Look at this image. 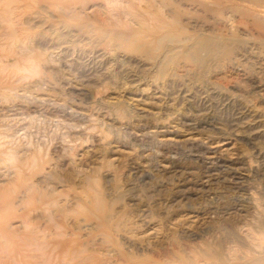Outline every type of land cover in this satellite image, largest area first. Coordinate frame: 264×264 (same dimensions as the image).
<instances>
[{
    "label": "rangeland",
    "instance_id": "374dc122",
    "mask_svg": "<svg viewBox=\"0 0 264 264\" xmlns=\"http://www.w3.org/2000/svg\"><path fill=\"white\" fill-rule=\"evenodd\" d=\"M263 161L264 0H0V264H73L52 247L95 205L155 228L132 242L160 264L217 250L264 219Z\"/></svg>",
    "mask_w": 264,
    "mask_h": 264
},
{
    "label": "bare ground",
    "instance_id": "6f19581e",
    "mask_svg": "<svg viewBox=\"0 0 264 264\" xmlns=\"http://www.w3.org/2000/svg\"><path fill=\"white\" fill-rule=\"evenodd\" d=\"M9 26H11V25H9ZM13 31H15V30H13ZM207 41H208V39H205L203 37L200 38L199 39V43H198L199 45L197 47V50L198 51H202L203 49H206V50L209 49L210 44H208ZM241 56L243 58V55H241ZM241 56L239 55L236 58V60L240 62V60H241L240 57ZM259 84H257L255 86V88L259 89L260 88V85ZM248 143H249V141H248ZM253 175L256 178H258V176H260V173L254 172ZM97 201H100V199L97 200ZM97 201H96V203H97ZM53 205H55V204H53ZM92 206H94V205H92ZM61 207H62V205H61ZM64 207H65V204H64ZM93 208L94 207H92V209ZM94 209L96 211L91 212V214L94 216V217L92 216V218H94V219L96 218L97 219L96 220L97 223L94 224V225H92V226H93V228L95 227V231L97 233L95 235H93V233H94V230H93L92 231L93 233H91V235H93V236L90 237V239L86 240L85 242L72 241L73 244L70 245V243H69L70 246H68V247H65V245H64L65 241L64 240H63V242L56 240L57 242L55 241L54 247H52V245H51L52 251L53 250L56 251L59 248H63L64 247L62 249V250H64V252L61 253V254L65 255V256H69L71 259H73L74 257H75V259H76V257H80V258H78L79 260H77V261L75 260L73 262V264H160V261L161 260L160 261H157L158 259H156V260L152 259L153 258V255L152 254L150 255V257H148V256L146 257L145 254L147 253V251L144 248H138L134 244V242H132V241H134V240H132V238H135V236H137V235L142 236L143 233H146L148 230H154L155 228H153L152 226L149 228L147 226V228H144L143 231L141 230V232L137 233L136 232V224L138 222L136 224H132V225L130 224V225H128L130 222L128 224L127 223L125 224L124 221H121L122 218H120V220L119 219L117 220L115 218L114 214L111 212L112 210L110 211L106 207H103V206H100V205H95V208ZM45 211H47V213H48L49 210L46 209ZM61 211L62 210L60 208H58V207H57V209H54V210L53 209L52 210L50 209L49 214L46 217L43 215L45 217L44 220L46 218L48 219V217H49L48 220L50 222H52L53 225H57L58 224L57 219H58V216L61 213ZM141 211H143V210H141ZM144 211L146 212V210H144ZM235 211H237V210H235ZM149 216L151 217V214L150 213H149V215H148V213H147V215H144L143 216V219L140 220L139 223H141V224L144 223L146 221V219L148 220L150 218ZM260 217L256 216V218H252L253 220H251L249 223H246V225H245L246 227L243 230H242V228L244 226L243 227L242 226H240V227H237V226L232 227L228 231V236H225L222 239L220 245L218 244L219 245V249L221 248L220 251H219V249L216 250L215 248H213L214 246H211V244L209 245V243H206V242H204V243L201 242L199 245L195 244V245L192 246L190 244V246H188V245L186 246L185 245L186 243L182 242L183 241V239H182L183 237H180L179 236V238H180L179 240H176L178 237L176 239H174V240L172 239V241L169 239L170 242H171L169 244L171 246H168V247H170V248L172 247L171 249L168 248V249H170V251L168 249H166L165 252L162 251V254H160V252L157 251V253H159L157 256L159 258H164L165 257V259H162L163 260V263L161 262L162 264H222V261H221L220 258H222L223 257V254H224L222 251L226 250L230 254L229 256L232 257V260L234 261L233 264H264V219H262ZM114 219H116V220L113 221ZM65 220H66V218H65ZM30 221L31 220H29L28 222H30ZM47 221H45V222H47ZM76 221H77V219H76ZM91 224L92 223H90V225ZM38 229H40V228H38ZM38 229H36L37 232L40 231ZM31 230H29V232ZM44 230H46V229H44ZM53 231L50 232V234L55 233ZM29 232H28V234H29ZM153 232L156 233L155 230ZM30 233H36V232H32L31 231ZM41 234H42V230H41ZM50 234H49V239H50V236H51ZM61 234L58 233L57 236L58 235H61ZM157 234H158V232H157ZM29 235L31 236L33 234H29ZM152 235H154V234L151 233V234H149L148 237H150ZM43 236H46V233H45V235L43 234L42 237ZM54 237H56V236H53L52 238H54ZM36 238H38V237H36ZM143 239H144V237H143ZM184 239H186V238H184ZM28 240H29V238H28ZM148 240L149 239H147V241ZM32 241H34V240L32 239ZM142 241H145V240L138 241V242H140V244H139L140 246H141V242ZM38 242H40V241H38ZM172 242H174V244ZM33 243H36V242H33ZM41 243H38L37 246H39V244H41ZM148 243H149V241L147 242V244ZM46 244H45V247L47 248L48 246H46ZM42 245H40V248H43L44 245L43 246ZM37 246H36V248H37ZM50 250H51V248H50ZM43 251H44V249H43ZM52 251H49V252H52ZM145 251H146V253H145ZM181 252L182 253L184 252L185 254L183 253V255H181L182 254ZM47 254L48 253H46L45 255H47ZM154 254H156V252ZM41 256H39L40 259H42V258L45 257L44 255H41ZM49 257L50 256H48V258ZM54 257H56V256H54ZM61 259L64 260L62 257H61ZM45 260L42 259L41 261L43 262ZM46 261L49 264V260L47 259ZM229 261L230 260H228V262ZM8 262H10V261L8 260ZM62 262L63 261H61V263ZM61 263H59V264H61ZM28 264H30V263H28ZM45 264H47V263H45Z\"/></svg>",
    "mask_w": 264,
    "mask_h": 264
}]
</instances>
